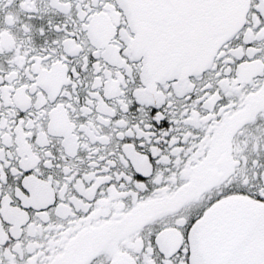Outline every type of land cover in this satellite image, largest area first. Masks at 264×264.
<instances>
[{"label":"snow or ice","instance_id":"obj_1","mask_svg":"<svg viewBox=\"0 0 264 264\" xmlns=\"http://www.w3.org/2000/svg\"><path fill=\"white\" fill-rule=\"evenodd\" d=\"M0 264H264V0H0Z\"/></svg>","mask_w":264,"mask_h":264}]
</instances>
